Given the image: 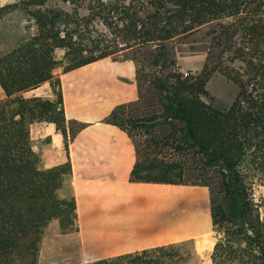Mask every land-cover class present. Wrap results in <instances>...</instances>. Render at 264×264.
Returning a JSON list of instances; mask_svg holds the SVG:
<instances>
[{
    "label": "trees",
    "instance_id": "obj_1",
    "mask_svg": "<svg viewBox=\"0 0 264 264\" xmlns=\"http://www.w3.org/2000/svg\"><path fill=\"white\" fill-rule=\"evenodd\" d=\"M10 19L33 21L38 32L0 51L6 95L0 100V264H38L43 230L53 219L62 232L78 230L72 187L69 198L61 195L71 183L70 155L46 167L31 135L34 124L53 123L69 149L56 70L124 50H133V57L123 59L139 62L142 49L143 60L157 68L149 76L153 110L133 114L148 100L138 78L139 99L117 106L107 122L131 137L134 129L169 125L173 135L164 143L193 151L203 173L218 169L211 264H264V219L253 196L254 185L264 183V0H18L0 7L2 31ZM211 21L217 23L209 31L206 62L185 74L167 42ZM217 73L239 88L224 108L207 100L208 82ZM45 82L56 99L24 96ZM71 124L72 135L83 127ZM185 172L182 161L137 148L131 180L183 184ZM195 255L191 239L79 264H195Z\"/></svg>",
    "mask_w": 264,
    "mask_h": 264
},
{
    "label": "crops",
    "instance_id": "obj_2",
    "mask_svg": "<svg viewBox=\"0 0 264 264\" xmlns=\"http://www.w3.org/2000/svg\"><path fill=\"white\" fill-rule=\"evenodd\" d=\"M13 0H0V7ZM196 71L200 69L184 68ZM138 63L107 56L75 69L56 70L61 79L69 149L55 124L32 126L33 148L46 167L68 160L76 198L78 230L62 232L58 219L44 228L38 264H79L193 239L198 253L214 242L212 191L201 184L132 181L137 146L121 127L107 122L119 105L139 99ZM48 82L23 92H39ZM208 86V85H207ZM6 97L0 85V100ZM83 127L71 134V122ZM47 137H52L47 141ZM264 202V183L259 191ZM211 264V258L209 261Z\"/></svg>",
    "mask_w": 264,
    "mask_h": 264
},
{
    "label": "rangeland",
    "instance_id": "obj_3",
    "mask_svg": "<svg viewBox=\"0 0 264 264\" xmlns=\"http://www.w3.org/2000/svg\"><path fill=\"white\" fill-rule=\"evenodd\" d=\"M18 0H13L16 2ZM217 21H211L203 24L202 26L196 28L191 34L186 36H177L167 42V46L173 52L179 69L185 74L188 72H195L191 70H184V68L192 69H202L209 51V45L211 37L209 36V31L216 25ZM3 27L0 25V51L8 49L22 41L23 39L34 35L38 32V27L33 21H28L26 19H10L5 25L4 31ZM139 51V50H138ZM144 50L142 49L139 52L138 59V69L139 74L138 78L140 80V85L143 90L148 94V100L144 101L139 105L137 110L133 111V114H142L147 115L151 113L153 107L150 106V101L153 98V92L150 88L149 76L157 68L149 66V61L143 60ZM61 56L63 52L59 51ZM126 55L133 57V50H124L113 54L112 56L118 59L125 58ZM141 61V62H140ZM171 68L165 69L169 71ZM62 70V69H61ZM198 71V70H196ZM49 83V82H48ZM44 84V83H43ZM55 91L58 90V85H54ZM210 95L207 98L209 102H213L218 108H224L229 106L235 99L238 94V86L227 79L226 76L217 73L215 74L207 86ZM39 92H43L44 97L57 98V95L52 90V86L44 85L40 88ZM149 115V114H148ZM76 124H71V127ZM60 132V131H59ZM171 128L169 125H158L150 126L149 128H139L132 130L133 139L136 142L138 150L142 154L150 153L151 155L166 156L170 159H178L183 162L185 173H186V182L187 183H200L205 184L211 188L212 195L218 190L219 187V171L218 169L210 170L204 172L201 170L200 163L197 161V156L194 155V152L191 150L178 151L172 148L170 145L164 143L165 137L171 136ZM62 134V133H61ZM47 141H51L52 137H47ZM64 146L67 147L65 138L63 136ZM67 141L69 142V136H67ZM172 141V140H170ZM163 142V143H162ZM173 142H170V144ZM164 144L165 146H163ZM41 153V152H39ZM43 157V156H42ZM262 184L254 185V199L255 202L259 205L261 218L264 219V202L261 197V194L258 192L259 187ZM61 195L63 197L69 198L72 195L71 185L67 183L65 187L61 190ZM214 242V245L217 241L215 233L213 237L210 238V241ZM206 251L198 253L196 250V255L192 258L191 262L195 264H209L211 254L210 249L205 247ZM214 248V247H213Z\"/></svg>",
    "mask_w": 264,
    "mask_h": 264
},
{
    "label": "built area",
    "instance_id": "obj_4",
    "mask_svg": "<svg viewBox=\"0 0 264 264\" xmlns=\"http://www.w3.org/2000/svg\"><path fill=\"white\" fill-rule=\"evenodd\" d=\"M187 74V73H186Z\"/></svg>",
    "mask_w": 264,
    "mask_h": 264
}]
</instances>
